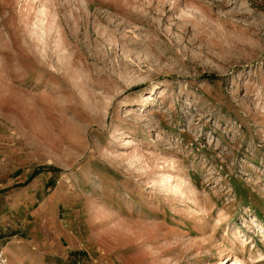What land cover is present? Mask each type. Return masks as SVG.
<instances>
[{
	"label": "rangeland",
	"instance_id": "1",
	"mask_svg": "<svg viewBox=\"0 0 264 264\" xmlns=\"http://www.w3.org/2000/svg\"><path fill=\"white\" fill-rule=\"evenodd\" d=\"M0 151L44 264H264V0H0Z\"/></svg>",
	"mask_w": 264,
	"mask_h": 264
},
{
	"label": "crops",
	"instance_id": "2",
	"mask_svg": "<svg viewBox=\"0 0 264 264\" xmlns=\"http://www.w3.org/2000/svg\"><path fill=\"white\" fill-rule=\"evenodd\" d=\"M1 154L0 151V249L9 264H44L42 257L49 251L41 207L46 199H41L45 183L38 182L37 175L41 173L28 181L30 169L17 164L16 157L11 164L4 163ZM39 198L42 202L35 207Z\"/></svg>",
	"mask_w": 264,
	"mask_h": 264
},
{
	"label": "trees",
	"instance_id": "3",
	"mask_svg": "<svg viewBox=\"0 0 264 264\" xmlns=\"http://www.w3.org/2000/svg\"><path fill=\"white\" fill-rule=\"evenodd\" d=\"M43 170H51V171H53V172H56V171H58L57 170V168H55V167H49V166H42V167H40V168H37V169H34V170H32L29 174H28V178H27V180L29 181V180H31L37 173H39V172H41V171H43Z\"/></svg>",
	"mask_w": 264,
	"mask_h": 264
},
{
	"label": "built area",
	"instance_id": "4",
	"mask_svg": "<svg viewBox=\"0 0 264 264\" xmlns=\"http://www.w3.org/2000/svg\"><path fill=\"white\" fill-rule=\"evenodd\" d=\"M0 264H9L8 257L2 249H0Z\"/></svg>",
	"mask_w": 264,
	"mask_h": 264
},
{
	"label": "bare ground",
	"instance_id": "5",
	"mask_svg": "<svg viewBox=\"0 0 264 264\" xmlns=\"http://www.w3.org/2000/svg\"><path fill=\"white\" fill-rule=\"evenodd\" d=\"M237 238H238V237H237ZM228 258H229V256H228ZM229 259H230V258H229ZM231 264H244V263H243L242 260L237 256L235 262H234V263H231Z\"/></svg>",
	"mask_w": 264,
	"mask_h": 264
}]
</instances>
